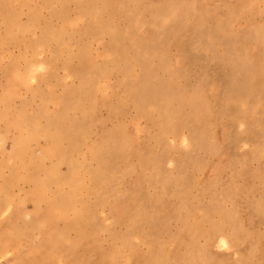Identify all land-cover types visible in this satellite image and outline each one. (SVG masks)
<instances>
[{
  "label": "rangeland",
  "instance_id": "1",
  "mask_svg": "<svg viewBox=\"0 0 264 264\" xmlns=\"http://www.w3.org/2000/svg\"><path fill=\"white\" fill-rule=\"evenodd\" d=\"M143 67L185 116L164 143ZM262 69L264 0H0V264H264Z\"/></svg>",
  "mask_w": 264,
  "mask_h": 264
},
{
  "label": "bare ground",
  "instance_id": "2",
  "mask_svg": "<svg viewBox=\"0 0 264 264\" xmlns=\"http://www.w3.org/2000/svg\"><path fill=\"white\" fill-rule=\"evenodd\" d=\"M243 4H244V2H243ZM102 5V4H101ZM94 8V7H93ZM100 9V8H99ZM103 9V8H102ZM190 10V9H189ZM225 13V12H224ZM17 15V14H16ZM231 17V16H230ZM99 18H100V16H99ZM227 19V18H226ZM100 20V19H99ZM211 21V20H210ZM100 23H102V22H100ZM215 23V22H214ZM223 23V22H222ZM222 23H221V25H222ZM95 28V27H94ZM194 28H196V27H194ZM179 29V28H178ZM219 29V28H218ZM251 29V28H250ZM249 29V30H250ZM115 30V29H114ZM195 30V29H194ZM193 30V31H194ZM199 31V30H198ZM229 31V30H228ZM196 32V31H195ZM178 33V32H177ZM230 36V35H229ZM248 37H249V35H247ZM246 36V37H247ZM240 37V36H239ZM243 37V36H242ZM242 37H240V38H242ZM245 38V37H244ZM250 38V37H249ZM185 40V39H184ZM229 40V39H228ZM245 41H247V40H245ZM183 42H185V41H183ZM230 42V41H229ZM188 43V42H187ZM174 44V43H173ZM210 44H212V42L210 43ZM180 49V48H179ZM184 49V48H183ZM219 49V48H218ZM229 50V53H231L230 52V49H228ZM228 50H226V52L228 51ZM184 51V50H183ZM178 52H179V50H178ZM225 52V53H226ZM180 55V54H179ZM192 55V54H191ZM226 55V54H225ZM230 56H232L231 54H229ZM181 56V55H180ZM186 57H187V55H186ZM190 57V56H189ZM215 57H217V56H215ZM226 57H227V59H229L228 58V56L226 55ZM253 57V56H252ZM251 57V59H253ZM192 58H194V57H192ZM212 58H214V57H212ZM232 58H233V56H232ZM221 60H222V58H220ZM219 59V60H220ZM226 59V60H227ZM263 59V58H262ZM137 60V59H136ZM195 60V59H194ZM216 60V59H215ZM232 60V59H231ZM241 60V59H240ZM138 61V60H137ZM143 61V60H142ZM193 61V60H192ZM200 61V60H199ZM214 61V60H213ZM180 62H182V61H180ZM215 62V61H214ZM217 62V61H216ZM226 62V61H225ZM254 62H256V64L257 63H262L263 61H260L259 62V60L257 59V61H254ZM128 63V62H127ZM187 63V62H186ZM208 63V62H207ZM213 63V62H212ZM219 62H217L216 64H218ZM231 63H233V60H232V62ZM137 64V63H136ZM184 64V63H183ZM215 64V63H214ZM213 64V65H214ZM221 65V64H220ZM222 65H223V63H222ZM235 65H237V64H235ZM234 65V66H235ZM250 65H253V64H250ZM254 65H255V63H254ZM258 65V64H257ZM182 66V65H181ZM186 65H184L183 67H185ZM189 66H190V64H189ZM153 67V66H152ZM237 67V66H236ZM235 67V68H236ZM247 67V66H246ZM246 67H245V69H246ZM253 67V66H252ZM256 67V66H255ZM144 68V67H143ZM189 68V67H188ZM206 68V67H205ZM205 68H202V69H205ZM227 68V67H226ZM230 67H228V69H229ZM232 68V67H231ZM259 68H261V67H259ZM149 69V68H148ZM223 69V68H222ZM234 69V68H233ZM237 69V68H236ZM244 69V70H245ZM249 69V68H248ZM248 69H246V70H248ZM144 70H146L147 71V73H148V91H147V93H146V95L144 96V97H142V103H153V100H154V104L156 105V111H158V114H159V116H158V122H159V126H160V128L162 129V136H160V140L162 141H165V136L166 135H168L169 133H171V134H178V136L180 135V130H179V128L181 127L180 125H182V122L185 120V116L182 114V109H181V106L179 107V106H177L178 108L176 109V107L175 108H173V106H172V103H169V100H172L173 101V98H174V96L172 95V94H169V92H168V88L166 87V86H168L169 87V85H166L165 86V84H163V83H161V88H159L160 89V91H158V93L159 94H157V96L155 97V93L154 94H148L149 92H150V82H149V79H150V76H151V69L150 70H147L146 68H144ZM169 70V69H168ZM187 70V69H186ZM195 70V69H194ZM208 70V69H207ZM218 70V69H217ZM224 70V69H223ZM222 70V71H223ZM229 70H231V69H229ZM255 70V69H254ZM185 71V70H184ZM243 71V69L241 70V72ZM262 71H263V69H262ZM185 72H187V71H185ZM189 72H190V70H189ZM217 72V71H216ZM239 72V71H238ZM240 72V73H241ZM259 71H256V73L253 71V69H249L248 70V73H243V74H245V76H246V78L245 79H243V80H246L245 82L244 81H240V78H238V80H235L234 81V84H235V90H237L238 92V94H241L242 93V95L244 94V89H245V87L246 88H249V87H252L253 85H255L256 83H257V81H258V79L260 78V79H262V74L261 73H258ZM264 72V71H263ZM166 74V73H165ZM193 74V73H192ZM237 74V73H236ZM243 74H242V76H243ZM228 75V74H227ZM227 75H226V77H227ZM229 75H231V73L229 74ZM228 75V76H229ZM238 75V74H237ZM152 77V76H151ZM185 77V76H184ZM194 77V76H193ZM225 77V78H226ZM236 77H238V76H236ZM219 78V77H218ZM233 78V77H232ZM176 79V78H175ZM222 79V78H221ZM224 79V78H223ZM263 80V79H262ZM138 81V80H137ZM218 81V80H217ZM225 81L227 82V78L225 79ZM175 82V81H174ZM259 82V81H258ZM154 83V82H153ZM232 83H233V81H232ZM155 84V83H154ZM222 84V83H221ZM233 84V85H234ZM202 85V84H201ZM200 85V86H201ZM223 85V84H222ZM218 86V85H217ZM226 86H228V85H226ZM232 86V85H231ZM222 87V86H221ZM147 88V87H146ZM155 88V87H154ZM153 88V89H154ZM225 88V87H224ZM223 88V89H224ZM235 90H234V92H235ZM172 91V90H171ZM175 91V90H174ZM231 91V90H230ZM230 91H228V92H230ZM79 92H81V91H79ZM173 92V91H172ZM180 92V91H179ZM221 92H223V91H221ZM221 92H219V93H221ZM69 93V92H68ZM78 93V92H77ZM171 93V92H170ZM186 93V92H185ZM192 93V92H191ZM232 93V92H231ZM80 94H84V93H80ZM174 94H175V92H174ZM187 94V93H186ZM222 94H226V93H222ZM238 94H234L233 93V95L234 96H238ZM183 94H181V95H177V97L178 96H180V98L182 97L183 98V96H182ZM233 95L231 94V97H233ZM176 96V95H175ZM195 97V96H194ZM240 98H241V95L239 96ZM181 98V99H182ZM178 99V98H177ZM176 99V100H177ZM181 99H179V100H181ZM228 99V98H227ZM71 100V99H70ZM179 100L177 101V103L179 104ZM243 100V99H242ZM84 101V100H83ZM175 101V100H174ZM194 101H196V100H194ZM221 101V100H220ZM72 102V101H71ZM176 102V101H175ZM190 102V101H189ZM73 103V102H72ZM191 103V102H190ZM176 104V103H175ZM192 104H193V102H192ZM219 104V103H218ZM221 104V103H220ZM188 105V104H187ZM197 105L198 104H194L193 106H192V108H191V110H192V114H193V112L195 113V111H196V107H197ZM243 105V104H242ZM140 106V105H139ZM141 106H143L142 104H141ZM198 106H200V105H198ZM221 106V105H220ZM203 107V106H202ZM201 107V108H202ZM183 108V107H182ZM207 108V107H206ZM188 109V108H187ZM204 109V108H203ZM220 109H222V108H220ZM154 110H155V108H154ZM214 110V109H213ZM205 111V110H204ZM221 111V110H220ZM155 112V111H154ZM198 112V111H197ZM206 112H208L209 113V111L207 110ZM218 112V111H217ZM245 113V112H244ZM83 114V113H82ZM203 115H205V114H203ZM209 115V114H208ZM212 114H210L209 115V117H206V118H211L210 116H211ZM186 116H188V115H186ZM190 116V115H189ZM192 116V115H191ZM197 116V115H196ZM204 117V116H203ZM202 116H201V118H203ZM204 117V118H205ZM187 118V117H186ZM192 118H193V116H192ZM188 119V118H187ZM195 119V123L194 122H191V117L188 119V123L190 124V126L191 127H189L190 128V132H191V134L194 136V139H195V141H196V143L197 144H199V142L201 141V135L198 133L199 131V128L201 127L202 129H203V126H198V125H200V122H196L197 121V118H194ZM198 120H201L200 119V117H199V119ZM216 120V119H215ZM247 120V119H246ZM73 121V120H72ZM76 121V120H75ZM205 121V120H204ZM208 121V120H207ZM210 121V120H209ZM257 122H258V120H257ZM261 123H262V121H260ZM155 123V122H154ZM194 123V124H193ZM199 123V124H198ZM209 124L211 123V122H208ZM207 123V124H208ZM255 122H253V124H254ZM76 124V123H75ZM197 124V125H196ZM249 124V123H248ZM257 124V123H256ZM257 125H259V124H257ZM256 125V126H257ZM71 126V125H70ZM76 126V125H75ZM183 126H184V124H183ZM189 126V125H188ZM198 126V127H197ZM250 126H252L251 125V123H250ZM261 126V125H260ZM71 128V127H70ZM185 128V127H184ZM198 128V129H197ZM250 128V127H249ZM254 128H255V126H254ZM180 129H182V128H180ZM75 130H76V128H75ZM116 130V129H115ZM248 130H250V129H248ZM259 130H260V128H259ZM258 130V131H259ZM255 131V130H254ZM106 132H107V130H106ZM105 132V133H106ZM202 132V131H201ZM226 132V131H225ZM230 132V131H229ZM256 132V131H255ZM68 133H70V130L68 131ZM73 133V132H72ZM104 132H103V134H105ZM227 133V132H226ZM253 133V132H252ZM65 134H67V133H65ZM234 134V133H233ZM249 134H250V132H249ZM71 135V134H70ZM75 135V134H74ZM106 135V134H105ZM192 136V137H193ZM254 136V135H253ZM252 136V137H253ZM104 137V136H103ZM187 137V136H186ZM191 137V138H192ZM249 137H250V135H249ZM255 137V136H254ZM189 138V137H188ZM251 138V137H250ZM70 139V138H69ZM190 139V138H189ZM189 139H184V141L186 140H189ZM193 139V138H192ZM228 139H230V138H228ZM233 139V138H232ZM72 141L74 140V139H71ZM103 140V139H102ZM158 141V140H157ZM160 141V142H161ZM162 141V142H163ZM124 142V141H123ZM77 143V142H76ZM107 143H108V141H107ZM107 143H106V145H107ZM164 143V142H163ZM103 144V143H102ZM101 144V145H102ZM104 145H105V142H104ZM113 146H115V145H113ZM70 147V146H69ZM80 147V146H79ZM99 147V146H98ZM101 147V146H100ZM71 148V147H70ZM107 148V147H106ZM106 148L104 149V150H106ZM135 148V147H134ZM52 149V148H51ZM100 149V148H99ZM112 149V148H111ZM130 149V148H129ZM98 150V149H97ZM96 150V151H97ZM109 150V149H108ZM114 151V154H113V156H111V154H110V156H111V160L113 159V162L115 163L118 159H119V151H117V149H113ZM116 150V151H115ZM53 151V150H52ZM107 151V150H106ZM111 151V150H110ZM122 151V150H121ZM130 151H131V149H130ZM133 151V150H132ZM100 152V151H99ZM113 152H111V153H113ZM102 153V152H101ZM107 153H108V151H107ZM106 153V155H109V154H107ZM131 153V152H130ZM151 153V152H150ZM169 153V155H170V152H168ZM116 154V155H115ZM256 154V153H255ZM67 155V154H66ZM103 155H105V154H103ZM129 155V154H128ZM259 155V154H258ZM97 156V155H96ZM99 156H100V154H99ZM126 156V155H125ZM150 156V155H149ZM67 157V159L68 158H70V155H69V157H68V155L66 156ZM109 157V156H108ZM162 157H163V155L161 156V155H156V157L155 156H152L150 159H149V162L148 163H151V161H152V163H154V174H153V176L152 177H155L154 179L156 180V181H158V178L159 177H161L162 175H163V177H164V175H165V173H164V163L165 162H169V160H168V158L170 157H166L165 159H162ZM63 158V157H62ZM142 158V157H141ZM167 159V160H166ZM172 159V158H171ZM174 159V158H173ZM66 160V159H65ZM96 160V159H95ZM94 160V161H95ZM100 160L102 161V157L100 158ZM100 160H98V158H97V161H100ZM116 160V161H115ZM103 162H104V159H103ZM101 163V162H100ZM112 163V162H111ZM113 164V163H112ZM202 164V163H201ZM73 166V165H72ZM71 166V167H72ZM112 166V165H111ZM70 167V168H71ZM101 167H103V166H101ZM153 167V166H152ZM150 168V167H149ZM102 169V168H101ZM93 170V169H92ZM150 170V169H149ZM218 170V169H217ZM74 171H76V170H74ZM72 173H74V172H72ZM143 177V176H142ZM175 177V176H174ZM162 178V177H161ZM94 179V178H93ZM69 180L71 181V182H73V177L71 176L70 177V175H69ZM164 180H166L167 181V178L166 179H164ZM100 181V180H99ZM141 183V182H140ZM64 184V183H63ZM115 188V187H114ZM137 188V187H136ZM160 188V187H159ZM207 188V187H206ZM137 190V189H136ZM137 191H139V190H137ZM141 191V190H140ZM247 191V190H246ZM186 192V191H185ZM184 192V193H185ZM59 194H61V193H63V192H58ZM187 193V192H186ZM142 195V194H141ZM182 194H180V196H181ZM63 196L64 195H61V199H63V201L62 202H60L59 201V203H63L62 204V208L61 209H63V213L66 211V208H67V205H68V201H67V199L66 198H63ZM179 196V195H178ZM68 197V196H67ZM135 201V200H134ZM137 201V200H136ZM133 202V201H132ZM141 201H139V203H140ZM136 203H138V202H136ZM135 203V204H136ZM138 203V204H139ZM58 204V203H57ZM134 204V203H133ZM134 204V205H135ZM154 204V203H153ZM133 206V205H132ZM214 206V205H213ZM137 207V206H136ZM135 208V207H134ZM222 210V209H221ZM220 210V211H221ZM122 211H123V209H122ZM125 212V211H124ZM128 212H131V211H128ZM227 212V211H226ZM230 212V211H229ZM132 214V213H131ZM178 214V213H177ZM227 213H225V215H226ZM231 214V213H230ZM81 215V214H80ZM80 215L78 216V217H80ZM123 215V214H122ZM125 215V214H124ZM124 215L123 216H121V220L124 218ZM82 216V215H81ZM166 216V215H165ZM179 216V215H178ZM226 217V216H225ZM230 216L228 215V217H226V219L227 218H229ZM231 217H235L234 216V214L231 216ZM230 217V218H231ZM133 218V217H132ZM132 218H130V219H132ZM177 218H179V217H177ZM230 218L228 219V221L230 220ZM78 219V222L79 221H81V219L80 218H77ZM136 219V218H135ZM151 219H153V220H155L156 219V217L153 215L152 217H150L149 216V211L147 210V212H145V216H144V225H146V224H149L150 226H151ZM161 219V218H160ZM166 219V218H165ZM236 219V218H235ZM133 220V219H132ZM83 221V220H82ZM85 221H86V219H85ZM169 221V220H168ZM224 221V220H223ZM222 221V222H223ZM231 221V220H230ZM235 221V220H234ZM233 221V222H234ZM52 222V221H51ZM132 223H134L133 221H131ZM139 222H140V220H139ZM225 222V221H224ZM232 222V221H231ZM81 223V222H80ZM84 224V223H83ZM85 225V224H84ZM83 225V226H84ZM220 225V224H219ZM230 228V227H229ZM232 228V227H231ZM242 228V227H241ZM240 228V229H241ZM252 229V228H251ZM220 230H221V236H223V240H222V242H223V244L224 245H227L228 244V241H230V238H232L231 236H233V237H237V235H235V233H231V234H228L227 232H225L224 230H223V228H222V224H221V228H220ZM238 230V229H237ZM132 231V230H131ZM216 231V230H215ZM212 232V231H211ZM218 232V231H217ZM234 232V231H233ZM195 233V232H194ZM214 233V232H213ZM240 233V232H239ZM244 233V232H243ZM130 234V233H129ZM238 234V233H237ZM146 238H147V241H149L150 239H148V237H149V235H150V233H148V231L146 232ZM214 235H215V233H214ZM43 236V235H42ZM52 236V235H51ZM130 236H131V234H130ZM216 237H218V236H216ZM246 237V236H245ZM215 238V237H214ZM219 238H220V236H219ZM229 239V240H228ZM242 239V238H241ZM51 240H53V239H50V241ZM153 240V239H152ZM126 244H128L127 242H126ZM129 245H131V244H129ZM88 246V245H87ZM193 246H195V245H193ZM195 248V247H194ZM193 248V249H194ZM207 248V247H206ZM49 249V248H48ZM113 249V248H112ZM111 249V250H112ZM50 250V249H49ZM110 250V251H111ZM157 250V249H156ZM131 251H132V249H131ZM153 251V250H152ZM151 251V252H152ZM204 251V250H203ZM93 252V251H92ZM151 252L148 254V256H146L145 258H144V260L146 261L145 262V264H150L151 262H152V260H154V258L156 257V256H152L151 255ZM83 253V252H82ZM151 255V256H150ZM156 255V254H155ZM101 256V255H100ZM108 256V255H107ZM150 256V257H149ZM102 257V259H103V256H101ZM206 257V256H205ZM105 258V257H104ZM69 259V258H68ZM105 260V259H104ZM103 260V261H104ZM143 260V261H144ZM241 260V259H240ZM49 262V261H48ZM76 262V261H75ZM131 262V261H130ZM79 263H80V261H79ZM102 263V262H101ZM100 263V264H101ZM153 264H154V262H153ZM218 264V263H217Z\"/></svg>",
  "mask_w": 264,
  "mask_h": 264
}]
</instances>
